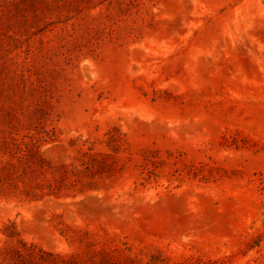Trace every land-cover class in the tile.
I'll use <instances>...</instances> for the list:
<instances>
[{
    "label": "rangeland",
    "instance_id": "374dc122",
    "mask_svg": "<svg viewBox=\"0 0 264 264\" xmlns=\"http://www.w3.org/2000/svg\"><path fill=\"white\" fill-rule=\"evenodd\" d=\"M0 264H264V0H0Z\"/></svg>",
    "mask_w": 264,
    "mask_h": 264
}]
</instances>
